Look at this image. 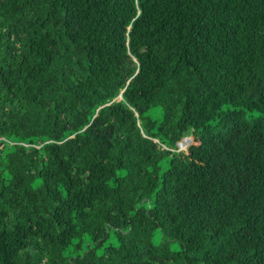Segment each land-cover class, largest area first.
<instances>
[{
	"label": "trees",
	"instance_id": "obj_1",
	"mask_svg": "<svg viewBox=\"0 0 264 264\" xmlns=\"http://www.w3.org/2000/svg\"><path fill=\"white\" fill-rule=\"evenodd\" d=\"M0 264H264V0H0Z\"/></svg>",
	"mask_w": 264,
	"mask_h": 264
},
{
	"label": "rangeland",
	"instance_id": "obj_2",
	"mask_svg": "<svg viewBox=\"0 0 264 264\" xmlns=\"http://www.w3.org/2000/svg\"><path fill=\"white\" fill-rule=\"evenodd\" d=\"M190 137H188L187 139H186V141H185V145L183 144V145H180V149L181 150H183V151H186V149H188V146L190 145L189 143H187V142H190V140H191V138L189 139ZM155 243H158V242H160L161 241V237H160V234L159 233H157L156 235H155ZM171 248L173 249V250H179V244L178 243H173L172 245H171Z\"/></svg>",
	"mask_w": 264,
	"mask_h": 264
},
{
	"label": "water",
	"instance_id": "obj_3",
	"mask_svg": "<svg viewBox=\"0 0 264 264\" xmlns=\"http://www.w3.org/2000/svg\"><path fill=\"white\" fill-rule=\"evenodd\" d=\"M121 98H122V96L119 97V99H121ZM187 143H188V142H187Z\"/></svg>",
	"mask_w": 264,
	"mask_h": 264
},
{
	"label": "clouds",
	"instance_id": "obj_4",
	"mask_svg": "<svg viewBox=\"0 0 264 264\" xmlns=\"http://www.w3.org/2000/svg\"><path fill=\"white\" fill-rule=\"evenodd\" d=\"M190 138H191V137H190ZM190 138H189V139H190ZM191 140H192V138H191ZM191 140H190V142H191ZM189 144H190V143H189Z\"/></svg>",
	"mask_w": 264,
	"mask_h": 264
}]
</instances>
